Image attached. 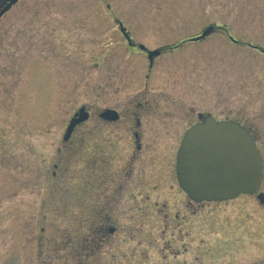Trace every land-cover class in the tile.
<instances>
[{
    "label": "rangeland",
    "instance_id": "rangeland-1",
    "mask_svg": "<svg viewBox=\"0 0 264 264\" xmlns=\"http://www.w3.org/2000/svg\"><path fill=\"white\" fill-rule=\"evenodd\" d=\"M117 21L160 50L151 66ZM249 45L264 49V0H16L0 16V264H264V53ZM81 106L89 120L64 142ZM104 106L122 120L101 125ZM198 112L254 135L253 195L197 204L176 186L175 151ZM131 117L160 123L147 142L160 175L136 218L130 199L100 198L94 161L99 136L126 133Z\"/></svg>",
    "mask_w": 264,
    "mask_h": 264
},
{
    "label": "water",
    "instance_id": "water-1",
    "mask_svg": "<svg viewBox=\"0 0 264 264\" xmlns=\"http://www.w3.org/2000/svg\"><path fill=\"white\" fill-rule=\"evenodd\" d=\"M15 2L2 3L0 16ZM118 25L131 45L124 27L120 22ZM213 30V26L208 25L189 40H201ZM138 48L146 52L149 66L160 52L159 49L148 50L141 44ZM254 48L264 52V49ZM113 113L106 110L102 115L114 119ZM86 117L84 107H79L68 120L62 139L67 140L74 127ZM197 117L201 121L185 131L177 149L175 172L179 187L194 202L226 201L241 194H252L261 180L262 160L248 130L231 120L216 121L211 115L201 113ZM256 197L263 201L262 193Z\"/></svg>",
    "mask_w": 264,
    "mask_h": 264
},
{
    "label": "flooded vegetation",
    "instance_id": "flooded-vegetation-1",
    "mask_svg": "<svg viewBox=\"0 0 264 264\" xmlns=\"http://www.w3.org/2000/svg\"><path fill=\"white\" fill-rule=\"evenodd\" d=\"M5 2L6 0H0V5ZM136 46L137 45L134 43L128 45V47L130 48H134ZM142 52L145 53L144 51ZM152 108H153V104L146 103V105H140L139 110H141L143 113H146V111L151 110ZM84 109L85 112L87 113V117L79 124H82L89 120L90 113L85 107ZM106 110L113 111L114 112L113 114L116 115V118L112 119V118H108V116H103L102 114ZM128 110H129L128 111L129 114L134 115V111H133L134 108ZM198 114L199 112L196 113V116ZM201 114L203 116L209 115L203 113ZM109 116L111 117L112 114H110ZM97 117L101 125L113 126L115 123L122 120L121 111L114 106L102 107V109L97 113ZM220 120H229V119H220ZM200 121L201 119L197 118V121L194 122L193 124ZM154 124L142 117L125 118L123 128L126 133L101 134L98 138L99 139L98 144L96 145L97 154L95 156L94 161H96L97 164L99 165L97 167V171L99 173L97 175L96 186L101 190L100 198L104 201L105 204L108 203L107 200L110 199L115 201V203H119V201L123 198L130 199L128 208H131L136 213V214H131L130 218H136L139 216H143L145 214V213L144 214L141 213L143 210H145L144 209V207H146L145 201H147V199L146 196L141 195V191L143 188L151 186L150 184L151 178L153 179V177L156 178L159 177L160 175V173L155 171V169L151 168L153 166L154 158L151 155L152 147L150 146V143L147 144V142L149 141H158V139H160V137H158L159 133H157L158 129H155V126L160 125V123L155 122ZM163 124L164 123L162 122V125ZM143 126L146 132L149 131L148 134L143 133L144 131ZM247 130L249 131L252 139L255 141L252 132L248 128ZM184 133H182L180 141ZM71 134L69 135V137L71 136ZM69 137L67 140H69ZM67 140H63V141L66 142ZM115 142L117 144H115ZM153 146L156 148L157 145L153 144ZM177 149L175 151V161H176ZM88 164H89V160H87L86 158L85 167H87ZM174 179L176 180V186L179 187L176 179L175 162H174ZM131 187H133L134 189L138 188V191L135 192V194H133L132 192H128L127 190ZM152 187L153 186H151V188ZM254 193H252V195ZM227 201L230 200L212 201V202L225 203ZM258 201L260 203L263 202L260 201L259 199ZM196 203L199 204L198 202ZM102 219L106 222H108L107 220H110V218L107 215H104ZM102 231H106L108 234H112L115 231V227L111 224H102Z\"/></svg>",
    "mask_w": 264,
    "mask_h": 264
},
{
    "label": "bare ground",
    "instance_id": "bare-ground-1",
    "mask_svg": "<svg viewBox=\"0 0 264 264\" xmlns=\"http://www.w3.org/2000/svg\"><path fill=\"white\" fill-rule=\"evenodd\" d=\"M262 177V176H261Z\"/></svg>",
    "mask_w": 264,
    "mask_h": 264
}]
</instances>
